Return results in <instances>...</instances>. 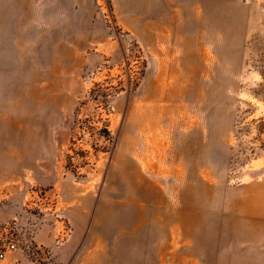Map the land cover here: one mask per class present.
I'll use <instances>...</instances> for the list:
<instances>
[{
	"label": "rangeland",
	"instance_id": "1",
	"mask_svg": "<svg viewBox=\"0 0 264 264\" xmlns=\"http://www.w3.org/2000/svg\"><path fill=\"white\" fill-rule=\"evenodd\" d=\"M7 203L0 264H264V0H0Z\"/></svg>",
	"mask_w": 264,
	"mask_h": 264
},
{
	"label": "crops",
	"instance_id": "2",
	"mask_svg": "<svg viewBox=\"0 0 264 264\" xmlns=\"http://www.w3.org/2000/svg\"><path fill=\"white\" fill-rule=\"evenodd\" d=\"M23 219L31 220L30 216H26L22 213V209L20 204L17 203H7L5 205H0V230L3 224H7L11 221H15V224H21ZM27 220V221H28ZM27 225V222L25 226ZM51 227L47 226V228H43L38 236H36V242L43 245H51L53 243V238L48 236V231ZM4 231V230H2ZM47 235V236H46ZM11 260V255H7L5 261L9 262Z\"/></svg>",
	"mask_w": 264,
	"mask_h": 264
},
{
	"label": "built area",
	"instance_id": "3",
	"mask_svg": "<svg viewBox=\"0 0 264 264\" xmlns=\"http://www.w3.org/2000/svg\"><path fill=\"white\" fill-rule=\"evenodd\" d=\"M15 251H17V245L12 241L0 245V262L4 261L8 254H12Z\"/></svg>",
	"mask_w": 264,
	"mask_h": 264
}]
</instances>
